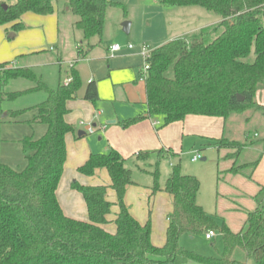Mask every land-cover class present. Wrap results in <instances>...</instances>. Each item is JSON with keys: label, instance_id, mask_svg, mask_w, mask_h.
I'll return each instance as SVG.
<instances>
[{"label": "trees", "instance_id": "16d2710c", "mask_svg": "<svg viewBox=\"0 0 264 264\" xmlns=\"http://www.w3.org/2000/svg\"><path fill=\"white\" fill-rule=\"evenodd\" d=\"M59 3L75 15L74 27L89 41L101 38L108 6L124 5L110 0H16L0 1V25L9 24L17 32L25 28L21 17L26 12L52 14ZM164 6H198L220 17L216 24L203 27L188 38L171 39L151 50L146 59L149 69L145 78L146 117L160 116L163 125L182 121L187 115L227 117L253 109L264 115V105L255 95L264 89V0H161ZM93 47L89 44L88 48ZM251 57V59H250ZM10 62L0 63V88L8 81L24 78L37 85L25 91L8 93L9 99L35 91H44L46 99L29 109L11 112V117L33 111L25 122L43 128L35 137L32 132L20 140L23 163L12 167L0 159V264H264V207L246 212L243 227L233 232L217 215L208 214L197 203L199 180L173 164L163 188L157 183L161 158L174 155L170 150L158 152L151 172L154 183L149 199L158 191L172 196L167 214L165 242H151V210L144 223L129 212L124 196L135 184L128 159L111 149L105 154H91L78 172L92 176L105 168L109 185L85 186L73 182L71 187L84 198L87 220L67 217L57 200L56 190L66 161L65 137L73 127L65 121L67 101L76 98L81 82L77 70L70 67L68 83L56 89L38 81L28 68L4 70ZM1 94V92H0ZM243 96L238 101L237 96ZM83 98L95 103L98 92L94 81L86 87ZM140 115L123 120L127 127L144 119ZM209 145L239 149L241 143L224 138ZM240 151V152H239ZM151 153L134 156L136 165L148 160ZM258 162L249 164L251 168ZM235 171V170H231ZM237 172V171H236ZM108 188L115 193L111 203ZM117 207L112 221L107 220L111 207ZM114 224V231L106 225ZM218 230L222 250L216 256H200L179 244L182 235H196Z\"/></svg>", "mask_w": 264, "mask_h": 264}, {"label": "rangeland", "instance_id": "374dc122", "mask_svg": "<svg viewBox=\"0 0 264 264\" xmlns=\"http://www.w3.org/2000/svg\"><path fill=\"white\" fill-rule=\"evenodd\" d=\"M3 4H12L16 0H0ZM124 5L125 11L119 6H108L104 16V27L101 35L102 44L95 47L88 56L78 57L77 61L72 62L73 55L75 57V45L79 41H83L82 32L73 27L72 23L76 20V16L69 13L68 15H58L61 35L58 42L51 32L50 22L48 18L52 16H39L33 13V19L29 22L31 35L40 32L43 36L41 44L38 48L42 51L38 54L32 53L31 47L34 44H24L21 42L22 37L15 32L9 24L0 25V63L10 62L4 70H14L13 63L18 68H28L38 81L44 83L50 89H56L59 83H63L67 77L71 66L77 68V72L81 83L93 78L96 80L99 100L95 102V106L100 111L106 108L107 111L115 112L120 109L117 104L116 95L124 92L127 82H134L137 79V70L144 64L141 56V49L144 46L148 51L162 45L172 37L179 35L188 38L191 29L200 28L212 23L216 18H220L212 11L204 8L192 7H176L164 6L161 0H110ZM63 4V3H61ZM128 22V31L124 30L125 23ZM54 28L58 25L54 20ZM45 28V31H44ZM45 32V33H43ZM14 34V37L11 36ZM17 35V36H16ZM98 38H92L90 42H97ZM57 41V40H54ZM117 44L121 47L119 52L110 56L107 54L106 47ZM131 46V48H129ZM52 48V49H51ZM60 57V62L58 61ZM251 59V57H250ZM37 84L24 78H17L7 82L0 88V148L2 154L6 153V159L12 161V167H19L23 163V157L18 140L23 137L26 129L25 125H14L11 123L13 118L11 112L29 109L41 103L46 99L44 91H35L24 93L15 99H9L8 93L25 91ZM137 85H140L138 83ZM118 97V96H117ZM120 99V98H119ZM245 112V111H244ZM8 114V116H5ZM24 116V115H23ZM26 116H29L28 114ZM25 116V117H26ZM237 116V115H236ZM244 128L240 129V119L234 126L236 127V137L238 142L243 146L240 149L239 162L256 160L264 151V115L259 111L249 109L241 115ZM76 122H81L79 126L85 130L89 126L84 118H77ZM39 128H36L35 137L39 136ZM92 134V132L90 133ZM255 148V149H254ZM226 154L222 159H234L235 153L239 149L222 148ZM199 153L200 157L195 163L190 162L191 157ZM205 157L207 160L202 161ZM216 150H199L198 148L187 149L181 154L182 164L189 165V169H197L200 175V192L198 194L197 203L204 208L210 215H218L224 217L228 225H233L243 218L242 214L232 210V203L227 200H220L217 196L216 172L219 169L221 158H218ZM22 160V161H21ZM169 158H161L158 163V179L157 183L163 188L171 171L173 164ZM157 162V155L146 166L139 164L138 166L128 162L126 167L131 171V179L137 181L139 188L148 191L154 183L151 172L154 170ZM251 163L232 164L227 173H241L245 176L251 172ZM195 166V167H193ZM222 166V164H221ZM231 170H235L234 172ZM237 171V172H236ZM223 177L225 175H222ZM137 179V180H136ZM249 187L242 190L241 204L249 208L253 205V199L250 198ZM245 193V194H244ZM264 196L263 194L261 195ZM263 207H264V198ZM147 201V200H146ZM151 210V226L155 223L159 224L158 217L155 219L152 206ZM144 211L146 217L148 215V206L145 204ZM156 216V214H155ZM154 220V225L152 224ZM147 220V219H146ZM215 237L211 240L205 238L204 233L193 236L182 235L179 244L184 249L194 252L200 256H216L222 250L221 236L218 230H214ZM250 264H253L251 261Z\"/></svg>", "mask_w": 264, "mask_h": 264}, {"label": "crops", "instance_id": "0c3cea01", "mask_svg": "<svg viewBox=\"0 0 264 264\" xmlns=\"http://www.w3.org/2000/svg\"><path fill=\"white\" fill-rule=\"evenodd\" d=\"M30 13L32 12H26L22 15L21 21L23 22L25 28L20 30L18 34L22 37L21 42H24V44H34L31 47V52L38 54L42 51V49L38 48V46L41 44L43 36L40 35V32H35L34 35H31L32 32L29 31V22L33 19V16ZM69 13L70 12L68 11L67 7H65L64 4L59 3L52 14L39 15L43 17L52 16L54 20L57 21L58 25L54 28V20L52 18H48V21L50 22L49 28H51V32H53L52 37L55 38L54 40H57H53V42H58L61 35L58 15H68ZM75 21L72 23L73 27ZM219 21L220 18H216L212 23L203 27L216 24ZM203 27L191 29V31L187 33L188 36ZM178 36L179 35L174 36L171 39L182 37ZM90 40L87 42L83 39V41H79V43L75 45L77 56L76 54L75 57L73 55L71 64L72 62L77 61L79 56H88L95 47L102 44L101 38L97 42H90ZM89 44H93V47L88 48ZM106 52L109 54V46L106 47ZM60 60V57H58L59 62ZM11 63H13V67L18 68L15 66L14 62L11 61ZM74 68L77 70L75 66ZM142 76L143 66L137 70L136 81L133 83L127 82L124 92H120V94L115 96L118 102L117 104L121 106L120 109H117L115 112L107 111L106 108H101L99 111L95 106V103L87 101L83 98L88 83L90 81H94L96 84V80L93 78L89 79L88 81H84L83 84L81 83L80 88L77 91L76 98L67 101L66 107L68 109V113L65 115V121L73 127L74 132L68 133L65 137L67 150L66 161L56 190L57 200L62 212L65 216L73 219L83 221L87 220V208L84 198L81 193L71 187L73 182H77L85 186L110 184V177L108 171L105 168L96 169L94 175L92 176H85L78 172V167L84 164L91 154H105L111 149L116 150L124 158L128 159L125 163L126 167L128 162L136 165L134 161V156L136 154L141 152L151 153L147 161L144 163H139L143 166H146L147 163L152 160V157L155 154L158 152L164 153L165 151L170 150V152H172L174 155L168 157L169 160H174L172 161L173 164L179 162L182 173L193 175L197 179H200V175L202 176V174L197 169H189V165L182 164L181 154H183L187 149L189 150L198 148L199 150L205 149L206 151L211 149L212 151L216 150L218 152V158H221V161L219 163L217 162V165H219V169L216 172V186L218 190L217 196L220 198V200H227L231 202L233 204L232 210L239 212L243 216V218L237 220V222L232 226L226 223L233 232H238L244 225L246 212L251 211L263 204L262 198H264V196L262 197L261 195L264 191V151H261L260 156L258 157V162L255 167L251 168L249 175L245 176L239 172L236 174H231L227 173V170L232 164L252 163L255 160L239 162V156L230 160L222 159V157H224L226 154L225 150H218L215 146L209 145V143L211 140L220 138L238 142L239 139L236 137L237 129L234 126V123L240 119V129H243L244 123L241 122V119H243L241 118L243 117L241 115L246 113V111L243 113H233L227 117L187 115L182 121L163 125V120L160 116L146 117L147 107L145 79ZM138 83H140V85H137ZM255 100L258 104L264 105V89L257 91ZM27 114L29 116H26ZM32 115L33 111H26L24 114L13 118L11 121V123L14 125L26 126L27 130L24 131L22 136L31 134L36 128H39L40 130L42 128L40 125H29L25 122L26 120L31 119ZM140 115L145 116V118L127 127H123L121 125L123 120ZM5 116H8V114ZM79 117L84 118V120L87 121V124L91 125L93 128L92 134L81 128L80 126L82 125L80 122L79 126V124L76 122L77 118ZM154 122L158 123L154 124ZM79 131L84 132V135L79 137ZM41 133L42 131H40L39 135ZM19 140L18 143L20 145ZM202 158H204V160L201 159L202 161L207 160L205 157ZM0 159L2 162L12 166V161H8L6 159V153L2 154L1 148ZM190 162L195 163L196 161H192L191 157ZM222 175L225 176L223 177ZM134 183L135 184L129 185L126 188V193L124 196L125 204L128 207L131 215L141 223H144L148 218V215L146 217V213L144 211L145 204L147 203L148 210L150 209V206H152L153 212L156 214V216L154 214V217L155 219L158 217L160 223H155V226H151V242L155 246H161L165 242V231L167 227L166 216L172 209V196L163 191H158L149 199L150 188H148V191H146L142 188H139L137 181H134ZM247 187H249V189H247L249 192L248 194L250 198L253 199V205L249 208H246L241 204V197L243 195L242 190ZM106 198L111 203L115 202L116 196L112 189L108 188ZM117 210L118 209L115 205L111 207L110 214L107 216L108 221H112L115 218ZM218 217L225 221L224 217ZM155 219H152L153 225ZM106 229L113 232L114 224L112 222L109 223L106 225Z\"/></svg>", "mask_w": 264, "mask_h": 264}, {"label": "built area", "instance_id": "2783aa9c", "mask_svg": "<svg viewBox=\"0 0 264 264\" xmlns=\"http://www.w3.org/2000/svg\"><path fill=\"white\" fill-rule=\"evenodd\" d=\"M129 48H131V46H129ZM121 50V47L117 44H113L111 46H109V54L110 56L113 55L114 53L116 52H119ZM150 53L151 51H148L144 46L142 47L141 49V56L143 57L144 59V65H143V78L145 79L146 78V75H147V72H148V69H149V64L147 63L146 59L150 56ZM69 78H66L64 83H68L69 82ZM158 122H154V124H157ZM80 124H82L80 122ZM87 131L89 133L93 132V128L91 126L88 127ZM200 157V154L199 153H196L192 156V161H197L198 158ZM213 237H215V232L213 230H209L206 232L205 234V238L207 240H211Z\"/></svg>", "mask_w": 264, "mask_h": 264}, {"label": "water", "instance_id": "95a60500", "mask_svg": "<svg viewBox=\"0 0 264 264\" xmlns=\"http://www.w3.org/2000/svg\"><path fill=\"white\" fill-rule=\"evenodd\" d=\"M2 6H3L4 9L6 8V4H3ZM128 28H129V24H128V22H126L125 25H124V30H125V31H128ZM11 36L13 37L14 34H11ZM237 100L241 102V101L244 100V98H243V96L238 95V96H237ZM82 135H84V132L79 131V132H78V136L81 137ZM201 159L204 160V158H201Z\"/></svg>", "mask_w": 264, "mask_h": 264}]
</instances>
